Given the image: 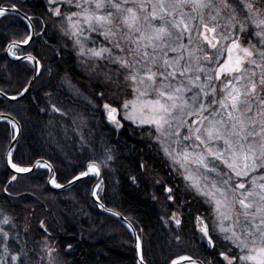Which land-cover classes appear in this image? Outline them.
Instances as JSON below:
<instances>
[{
    "label": "snow or ice",
    "instance_id": "snow-or-ice-1",
    "mask_svg": "<svg viewBox=\"0 0 264 264\" xmlns=\"http://www.w3.org/2000/svg\"><path fill=\"white\" fill-rule=\"evenodd\" d=\"M48 5L47 11L60 17V30L72 40L77 55L103 61L105 77L125 90L121 105L103 106L110 122L122 126L116 118L122 107L124 119L152 126L151 134L173 171L182 176L185 190L202 197L215 213L211 229H219L216 236L209 224L196 219L208 245L216 239L226 242L217 264H264V0H48ZM25 16L15 2L0 0V21ZM27 20L23 37L13 36L7 51L17 60V52L27 53L23 59L33 62L28 49L20 48L36 34L32 18ZM31 84L29 80L19 95ZM51 111L71 117L72 125L64 127L66 136L74 129L84 140L79 131L82 114L55 104ZM111 159L105 154L89 162L68 184L89 173L98 175ZM5 161L13 173H29L33 167L51 171L40 161L32 166L14 162L11 149ZM16 179L12 174L11 180ZM50 183L64 187L54 178ZM164 190L173 200V189ZM169 219L180 227L175 212ZM10 237L19 243L14 219L0 209V264H31L23 247L17 253L9 246ZM175 239L180 241L178 233ZM56 251L48 247L47 264H59ZM180 259L203 264L190 256Z\"/></svg>",
    "mask_w": 264,
    "mask_h": 264
},
{
    "label": "trees",
    "instance_id": "trees-1",
    "mask_svg": "<svg viewBox=\"0 0 264 264\" xmlns=\"http://www.w3.org/2000/svg\"><path fill=\"white\" fill-rule=\"evenodd\" d=\"M4 2H15L32 18L37 36L27 49L41 64L40 75L23 101L9 103L0 98V115L13 117L22 128L12 153L14 162L32 166L45 160L53 166L56 181L66 185L74 174L86 170L89 162L110 154L112 159L102 166L98 197L134 226L146 264H170L182 256L204 264L222 261L220 252L226 242L216 239L213 246L208 245L197 225L199 216L209 224L212 235H217L211 229L214 216L209 205L185 190L183 178L171 169L153 140L131 126L116 131L107 124L103 99L82 83V70L69 44L51 24L54 15L47 11L48 0ZM25 26L20 18L0 21V92L10 97L18 96L34 74L32 64L11 62L5 54L7 42L13 36L23 37ZM66 81L78 86L83 98L74 97ZM53 104L82 114L84 126L79 131L83 141L74 129L65 135L71 117L53 113ZM14 134L10 124L0 122V209L14 219L19 232V243L10 237L9 246L17 253L23 247L31 264H47L42 252L45 242L52 243L63 264H136L130 233L101 213L91 198L96 178L81 181L70 191L55 192L49 187L48 171L39 168L10 182L5 155ZM167 186L174 191L173 200L167 199ZM173 212L180 217L179 228L169 219Z\"/></svg>",
    "mask_w": 264,
    "mask_h": 264
},
{
    "label": "rangeland",
    "instance_id": "rangeland-1",
    "mask_svg": "<svg viewBox=\"0 0 264 264\" xmlns=\"http://www.w3.org/2000/svg\"><path fill=\"white\" fill-rule=\"evenodd\" d=\"M73 10H75V9H73ZM50 21H52L51 24L54 25L55 30H57L59 32V34H61L63 36L66 43L69 44L70 51L75 56V59H76L77 63L79 64V68L82 70L81 71L82 77H83L82 83L85 84V87L87 88V90L89 92L97 93L100 96V98L103 99V101H104L103 106L105 103H108V104L112 105L113 107L121 105L125 99V90L121 86H119L117 83H114L113 80H109L105 77L104 73L108 71V68H106L104 66V62L103 61L93 62L91 60H86L84 57L78 56L77 55V49L73 47L72 40L69 37L65 36L63 34V32L60 30V26H59L60 17L54 16ZM92 35L95 36L96 34L93 33ZM36 36H37V34H36ZM99 39L102 41L103 37H99ZM88 46L91 47L92 46L91 43H89ZM97 46H99V45H97ZM17 55H19V54L17 53ZM94 63L98 66H94ZM109 67H115V66H109ZM120 79H121V82H123V78L121 77ZM64 84L67 87V90L74 97L79 98V99L83 98V96L80 94V90H79L78 86L71 85L67 81L64 82ZM70 85L72 87H70ZM128 91L130 92L131 89H128ZM128 98L131 99L132 97L129 96ZM104 116L106 118L107 124L110 125L112 128H114L116 131H119L124 125L131 126L132 128H134L135 131H138L140 134H142L146 138L153 140L158 145V147L160 149V144H159L156 136L151 134V133L155 132V129L150 125H140L138 122L133 123L131 120L124 119V109L122 107H118V111L116 114V118L118 120H120L122 126L117 127L115 124L110 122V120L108 119V117L105 114H104ZM173 147H175V145H173ZM161 152L164 154V152L162 150H161ZM164 156L167 159L169 166L171 167V161L168 159V157L165 154H164ZM41 169H44V168H41ZM171 169H172V167H171ZM44 170H46V169H44ZM102 173H103V168H102ZM179 176L182 178L181 175H179ZM92 177L96 178V175L93 174ZM48 178H49V176H48ZM166 188H170V187L167 186ZM90 195H91V193H90ZM97 195H98V193H97ZM167 195H169V193H167ZM213 216L215 217V213H213ZM176 218L180 220L179 216H177ZM218 232H219L218 228L213 230L214 234H218ZM45 243L46 244L44 245V247H42V252H43V256H44L45 260H48L47 249H48V247H52V248H54V247H53L52 243H50V242H45ZM53 255L58 257L57 252H54ZM58 260H59V264H63V262L61 261V259L59 257H58Z\"/></svg>",
    "mask_w": 264,
    "mask_h": 264
},
{
    "label": "water",
    "instance_id": "water-1",
    "mask_svg": "<svg viewBox=\"0 0 264 264\" xmlns=\"http://www.w3.org/2000/svg\"><path fill=\"white\" fill-rule=\"evenodd\" d=\"M21 14L23 15L24 13L21 11ZM27 17H29V16L26 15L25 18L23 19V21H24L26 24L28 23ZM31 25H32V28L35 29L32 20H31ZM35 33H36V31H35ZM35 38H36V34H34V36H33V40L30 41L28 45H23V44H21V45H20V48H28V47L32 44V42L35 40ZM5 54H6V57L8 58V60H10L11 62H14V63H19V62L27 61V60H24V59H23V56H21V60H17V59H15L14 56H12L11 54H9V52L7 51V49H6ZM30 63H31L32 66H33L34 74H35L36 78L33 79V76H34V74H33L32 78H31L32 84H31V86L29 87V90H28L27 92H25L23 95H18V96H16V99H15V100L11 99L10 96H7V95H5V94H4V95H0V98H1V99H3V100L6 101V102H9V103H17V102L23 101V100H24V99H25V98L31 93V91H32V89H33V87H34V83H35V81L37 80V78H38L39 75H40V72H41V64H40V62L38 61V59H36V58H35V60H34L33 62H30ZM0 122H6V123L10 124L11 126L13 125V123H15V124L17 125V128L14 129V130H15L14 138H13V140H12V142H11V144H10V146H9V148H8V150H7V152H6V154H7L8 151H9V149H11V151H12V153H13L15 147H16L17 144H18L16 141H17V140L20 141L21 136H22V128H21V125H20V123H19L16 119H14L13 117H11V116H9V115H6V114H2V115H0ZM12 127H13V126H12ZM5 157H6V155H5ZM38 161L50 165V167H51V171H49L48 168H44V167H41V168H44V169H46V170L48 171V173H49L48 184H49V187H50L53 191H55V192H67V191H70V190H72V189H73L78 183H80L81 181H84V180H86V179H89V178H91V177L93 176V173H89V175H88L87 177H82L81 180L75 181L72 185H69V184L67 183V184L64 185V187H62V188H54V187L51 185V183H50V179H53V178L55 179V176H56V173H55V170H54L53 166H52L49 162H47V161H45V160H38ZM36 162H37V161H36ZM36 162H35V163H36ZM5 165H6V161H5ZM6 168H7V170H8L9 173H11V174H15V175L17 176V178L20 177V176H26V175H29V174H31V173H33V172H35L36 170L39 169V168H35V167H33V170H32L31 172H29V173H13V170L11 169L10 166L6 165ZM102 181H103V173H102V167H100L99 174H98V175L96 174V182L94 183V185L92 186V189H91V198H92L94 204L96 205V207L98 208V210H99L101 213H103L104 215H106V216H108V217H111V218L117 220L118 222H120V223H121V224L127 229V231L130 233V235H131V237H132V239H133V242H134V248H133V250H134V253H135L136 264H140L141 256H142L141 242H140V240H139V243H140V249L138 250V249L136 248L135 244H136V238L139 237V236H138V233H137V231L135 230L134 226H133V225H132V224H131V223H130V222H129V221H128V220H127L122 214H121V213H120L119 218H117V217L113 216L112 213H111L110 211H106L105 209H108V208H107V207H106V206L100 201L98 195H95V196H94V195L92 194L93 192L98 193V190H99V187H100ZM10 182H14V181L11 180ZM101 204L104 205V208H101V207H100ZM129 225H130V227H129ZM182 257H183V256H182ZM180 258H181V257L176 258V259H174V260L178 261V264H189V262H188L187 260H181ZM199 261H200V260H199ZM143 264H146V263L144 262V260H143ZM170 264H171V263H170ZM203 264H204V263H203Z\"/></svg>",
    "mask_w": 264,
    "mask_h": 264
},
{
    "label": "flooded vegetation",
    "instance_id": "flooded-vegetation-1",
    "mask_svg": "<svg viewBox=\"0 0 264 264\" xmlns=\"http://www.w3.org/2000/svg\"><path fill=\"white\" fill-rule=\"evenodd\" d=\"M103 110H104V114L108 117L107 112H105L106 110L105 109H103Z\"/></svg>",
    "mask_w": 264,
    "mask_h": 264
},
{
    "label": "bare ground",
    "instance_id": "bare-ground-1",
    "mask_svg": "<svg viewBox=\"0 0 264 264\" xmlns=\"http://www.w3.org/2000/svg\"><path fill=\"white\" fill-rule=\"evenodd\" d=\"M94 174V173H93ZM94 175H96V174H94Z\"/></svg>",
    "mask_w": 264,
    "mask_h": 264
}]
</instances>
